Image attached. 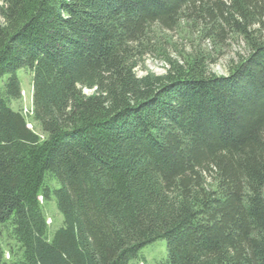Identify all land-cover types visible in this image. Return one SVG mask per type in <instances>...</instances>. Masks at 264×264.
Returning a JSON list of instances; mask_svg holds the SVG:
<instances>
[{
	"label": "trees",
	"instance_id": "1",
	"mask_svg": "<svg viewBox=\"0 0 264 264\" xmlns=\"http://www.w3.org/2000/svg\"><path fill=\"white\" fill-rule=\"evenodd\" d=\"M234 38L246 54L211 72ZM146 55L166 72L137 76ZM5 75L0 264H129L160 238L166 264H264V0H0Z\"/></svg>",
	"mask_w": 264,
	"mask_h": 264
},
{
	"label": "rangeland",
	"instance_id": "2",
	"mask_svg": "<svg viewBox=\"0 0 264 264\" xmlns=\"http://www.w3.org/2000/svg\"><path fill=\"white\" fill-rule=\"evenodd\" d=\"M167 33L163 36L167 39L170 38L174 45L168 47V52L170 56L177 57V50L182 51L183 49H189V46L185 39L181 37L177 32L165 31ZM246 54L245 43L241 38L228 39L224 43V46L216 55L213 63L210 64L209 68L211 72L217 75H226L228 73V66L231 62L235 61L239 55ZM168 68L160 56L146 55L144 61L140 63L135 68V73L137 76H143L147 72H152L154 74L160 75L164 74ZM16 75L20 81L21 86V99L18 101H11L10 106L13 109H21L22 113L27 115L31 113V100H32V82L29 70L25 67L17 70ZM7 80V75L0 78V97H3L5 90V83ZM85 93L89 91L84 90ZM28 128H33L37 133H41L39 128L34 125V123H27ZM50 177V173L45 174V180ZM48 184L54 185V182L49 179ZM57 185V184H56ZM41 200V199H40ZM43 210L47 217L48 230L47 236L51 237L55 229L63 223V216L59 212L56 206V202L53 194L51 193L50 199L43 202ZM19 244L13 239L11 234V226L9 224H0V249L4 251L5 258L10 257L9 248L13 247L17 249ZM167 254H166V241L163 238L157 239L144 245L137 253V257L129 261V264H166Z\"/></svg>",
	"mask_w": 264,
	"mask_h": 264
}]
</instances>
